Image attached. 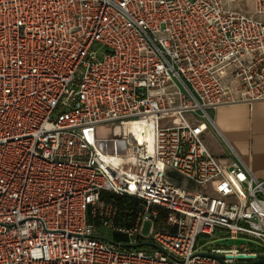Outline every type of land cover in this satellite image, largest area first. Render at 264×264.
<instances>
[{"label":"built area","instance_id":"2783aa9c","mask_svg":"<svg viewBox=\"0 0 264 264\" xmlns=\"http://www.w3.org/2000/svg\"><path fill=\"white\" fill-rule=\"evenodd\" d=\"M233 1L0 0V264H264V179L204 138L264 99V5ZM102 191L141 201L131 227Z\"/></svg>","mask_w":264,"mask_h":264},{"label":"crops","instance_id":"0c3cea01","mask_svg":"<svg viewBox=\"0 0 264 264\" xmlns=\"http://www.w3.org/2000/svg\"><path fill=\"white\" fill-rule=\"evenodd\" d=\"M230 7L254 14L255 0H234ZM209 113L212 122H207L204 138L211 152L225 163L240 159L256 178L264 179V99L220 105ZM175 181L190 185L182 178ZM140 242V247L152 246Z\"/></svg>","mask_w":264,"mask_h":264},{"label":"trees","instance_id":"16d2710c","mask_svg":"<svg viewBox=\"0 0 264 264\" xmlns=\"http://www.w3.org/2000/svg\"><path fill=\"white\" fill-rule=\"evenodd\" d=\"M101 198L106 202H113L116 206V217L115 222L126 227H131L136 216L137 209L141 205V201L136 197L126 195V194H117L112 191H102ZM166 214V209L160 208V214L156 220L157 223H161ZM97 223V221H95ZM115 240H122L123 236L119 233H116L114 238ZM146 242H140L141 245H144Z\"/></svg>","mask_w":264,"mask_h":264},{"label":"rangeland","instance_id":"374dc122","mask_svg":"<svg viewBox=\"0 0 264 264\" xmlns=\"http://www.w3.org/2000/svg\"><path fill=\"white\" fill-rule=\"evenodd\" d=\"M151 224H152L151 220H146L143 223V228H142V234L143 235H147L149 233ZM97 228H98V232L100 233V236L107 239V240H112L116 236V232L113 231L110 227L98 225ZM220 234H221L220 230H216V233L213 235L201 234L198 238V244H203L205 248L227 247L228 244L215 241L217 236ZM247 246L249 249H252V250H259L260 249L259 246H257L254 243H250V242L247 243Z\"/></svg>","mask_w":264,"mask_h":264},{"label":"water","instance_id":"95a60500","mask_svg":"<svg viewBox=\"0 0 264 264\" xmlns=\"http://www.w3.org/2000/svg\"><path fill=\"white\" fill-rule=\"evenodd\" d=\"M244 241H245L244 239H240V238H236V239H233V238L216 239V242H223V243H226V244H240V243H242ZM119 244L122 247H133V246H138L139 245L138 243L130 244V243H125V242H119ZM155 247L159 248L156 245H155ZM201 254H210V253L202 252ZM214 256H216L218 259H221L220 255H214ZM254 262H256V263L264 262V255H260Z\"/></svg>","mask_w":264,"mask_h":264},{"label":"bare ground","instance_id":"6f19581e","mask_svg":"<svg viewBox=\"0 0 264 264\" xmlns=\"http://www.w3.org/2000/svg\"><path fill=\"white\" fill-rule=\"evenodd\" d=\"M133 129L135 130V133H136L137 137L139 139H142V136H143L142 135V127L138 123H135Z\"/></svg>","mask_w":264,"mask_h":264}]
</instances>
